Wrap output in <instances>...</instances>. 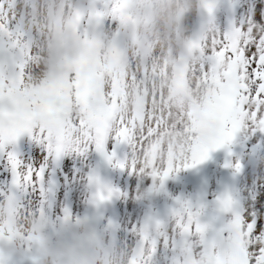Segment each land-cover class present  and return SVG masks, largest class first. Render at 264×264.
<instances>
[{"label":"snow or ice","instance_id":"snow-or-ice-1","mask_svg":"<svg viewBox=\"0 0 264 264\" xmlns=\"http://www.w3.org/2000/svg\"><path fill=\"white\" fill-rule=\"evenodd\" d=\"M20 3L0 0V154L12 169L14 188L35 189V196L41 195L45 167L25 164L14 151L25 133L43 143L50 160L95 148L113 166L127 167L130 175L150 176L149 191L158 192L169 177L203 163L238 133L251 137V147L257 134L264 132V0H255L250 12L245 7L243 21L227 31L214 23L215 0H201L208 18L186 51L173 60L171 72V47L152 56H129L116 42L110 47L112 67L106 70L100 64L90 78L78 66L96 42L93 37L113 38L126 17L128 0H90L87 9L75 0H61L59 15L71 18V32L81 48L57 77L66 75L71 99H58L38 120L21 111L28 64L25 49L35 52L33 42L41 39L26 31L24 22L28 17L35 21L38 15L51 16L55 5L22 0L17 14ZM185 99L195 100L197 106L186 107ZM202 99L206 102L200 103ZM113 141L128 146L126 160L115 159V151H108ZM225 166L238 173L243 165L236 159ZM89 179L97 185L92 199L97 206L113 195H128L101 184L95 175ZM256 199L258 215L224 194L218 200L220 210L233 218L209 233V225L199 220L202 206L193 209L190 202L177 198L165 220L148 217L142 225L130 226L137 240L127 254L123 252L125 264H154L161 252L165 264H264V193ZM32 203L35 206V198ZM81 220L88 222L65 209L60 225ZM37 221L50 223L47 205L32 211L12 192H0V240L19 236L31 251L39 239ZM108 227L116 226L109 221Z\"/></svg>","mask_w":264,"mask_h":264},{"label":"bare ground","instance_id":"bare-ground-1","mask_svg":"<svg viewBox=\"0 0 264 264\" xmlns=\"http://www.w3.org/2000/svg\"><path fill=\"white\" fill-rule=\"evenodd\" d=\"M230 1H236L239 4L241 14L240 19H238L239 23L245 18V7L250 12L255 4V0H228V2ZM60 2L61 0H44V4L53 3L55 5L53 14L51 16L38 15L35 21L31 17L25 19V30L41 37L39 41L33 42V48H36L35 52L25 49V55L28 56L26 75L23 81L26 98L32 97L34 94L32 90L36 89H41L44 91L41 93L45 94V90L48 89L49 93H52L59 88H64L68 93L66 77L59 76L57 78L62 68L67 65L63 66L61 54L54 57L50 51L53 50L57 38L59 44L56 45L59 46V49L64 43L65 47L72 46L73 43L78 44L80 48L81 45L72 34L66 32L67 26L71 24V18L66 13L63 16L59 15ZM75 3L79 5L77 0ZM146 3L147 6L149 3V9L147 13H143L144 2L142 3V0H138L136 3L135 0H128L132 17L135 16L140 25L137 27L134 38L125 33L120 22L112 39H99L96 56L99 65L103 64L106 70L110 69L113 64L110 47L119 42L129 56H152L161 49L171 47L173 55L168 59L169 72H171L173 60L184 50L187 44L186 35L193 28L196 17L201 11V0H147ZM223 19L222 11L219 18L214 19L215 25L221 31H225ZM31 24L32 26H30ZM46 52H48L47 55ZM34 69H39V71H34ZM167 87L168 83L166 82L165 91H167ZM205 102L203 99L200 101V103ZM129 103H131V92ZM192 103L197 106L195 100L185 99L184 101L185 106L189 108H193ZM250 139L251 137L247 134L238 133L230 145L221 147L223 151L220 153L222 156L225 155L227 159H219L216 169L209 175L203 188L197 194H194V185L184 182V176L188 169L181 170L175 176L169 177L162 190L150 192L149 189L153 184L152 178L150 176L130 175L126 167L124 172L119 175L117 189L120 193H127L128 195L126 197L116 195L115 202L110 205V211H112L110 219L112 224L116 226L111 228L110 240L115 243L120 251L127 254L137 240L136 235L129 230L130 226L142 225L148 217L165 220L170 215L171 209L175 207L177 198L190 202L193 209L202 206L199 220L202 224L209 225V233L214 229L223 227L225 223L229 222L232 214L222 212L219 207L221 170H225L227 173L226 178L223 176L226 180L235 183L230 191L233 199L241 207H251L258 215L259 209L256 208V198L264 193V132L257 134V143L251 147H249ZM227 147L230 148V154L224 153V149ZM116 150L117 146L113 141L108 147V151L116 152ZM129 151L128 146L124 144L122 160L124 157L125 160L128 158ZM88 155V152L83 155L75 153L71 162L76 177L70 189L65 191V193L69 192L70 198L65 207L72 216L82 219L84 218V191L89 186L91 188L94 186L86 174ZM236 159H240L243 165L238 173L232 167L225 166ZM67 160L70 161V158ZM2 191L1 187L0 192ZM18 196L19 194L16 196L17 202L25 204L29 210L35 211L40 208L37 205L33 206L29 199H18ZM103 207L106 208V204H103ZM53 210V217L48 218L50 223L47 225L46 231L49 236L54 237L56 229L59 227L57 221L62 214L60 204L55 205ZM17 264L29 263L18 260ZM154 264H165L163 252L155 256Z\"/></svg>","mask_w":264,"mask_h":264},{"label":"rangeland","instance_id":"rangeland-1","mask_svg":"<svg viewBox=\"0 0 264 264\" xmlns=\"http://www.w3.org/2000/svg\"><path fill=\"white\" fill-rule=\"evenodd\" d=\"M146 1L147 0H142V3L144 2L143 13L144 12L147 13V10L149 9V3L147 6ZM41 2L42 4H44V0H37V4H41ZM87 3H88V0L87 2L85 1V4H84L85 7ZM21 7H22V0L16 9V12L18 9H19L18 11L20 12ZM70 25L67 26L66 32H68V34H72ZM30 26H32V24ZM128 26H130L131 28H136L137 22L131 23L130 21ZM133 30L134 29H131L132 36H133ZM95 38L96 37H93V39ZM56 44H59L58 38L56 39L55 46H53L54 48L52 51H50V53L54 57L58 56V54H61L63 66L69 65L76 60L80 52V47L78 44L73 43L72 46L65 47V43H64L62 48L60 49H59V46H57ZM94 48L95 46L92 47V44H91L89 55L78 66L79 71L83 74L85 78H90L95 74V70L97 67V61L93 59ZM47 54L48 52H46V55ZM91 60H93L94 65L91 62ZM62 77H66V75ZM45 91H46L45 94H43L41 92H44V91H42L41 89L32 90L34 94L30 98H26L24 95V102L22 104L21 111H22V114L26 118L38 120L40 118L42 111L50 110L55 107L56 101L58 99H62L64 101H69L71 99L68 93L64 90V88H59L58 90L52 93H49V89ZM72 102L74 103L75 101H72ZM21 131L22 132L27 131V129H21ZM119 146L121 148L118 150L117 154L115 155V159L122 160L120 155L123 154L122 153L123 145L120 144ZM92 150L93 148L90 151H88V154H89L88 162L86 164L87 166L86 174L88 178L90 177V174H91ZM14 151L16 155L22 161L25 162V164H29L33 166L43 165L45 167V175L43 177V183L40 189L41 195L35 196V191H36L35 189H33L32 191H20L18 188H14L12 184V169L9 166V162H6L3 160L2 154H0V176L2 177L0 178V190L2 187L3 191L12 192L13 197L19 194L18 199H29L30 201H33V198H35V201H36L35 205H37L38 207L41 208L44 205H47L48 218L53 217V212H54L53 209L55 207L54 205L60 204L61 211H62L61 217H62L64 210L67 209V207L65 206L70 200L69 194H68L69 192L65 193V191L67 189H70L76 177V173H75L74 167L72 166V162H71L76 152H73V153L65 152V153H62L59 157H56L50 160L48 158L46 147L43 145L42 142L34 139L30 133H25L24 135L18 138V140L14 144ZM67 158H70V161H68ZM104 159H105L104 162H105L106 174L103 177L101 184L107 185L113 189H117L118 183H119L118 182L119 175L120 173L122 174L124 172L126 167L124 169L115 167L113 166V163H109L106 158ZM124 160H125V157H124ZM214 169L215 168H213L211 172H213ZM187 178H188V173H186L185 175V182L187 181ZM203 183L204 182H202V185ZM233 183L234 182L231 181L230 185ZM227 185L228 183L226 182L223 184V186H227ZM226 193H227V190L223 191L220 194L221 197ZM87 196H88V189H85L84 196H83L84 216L86 215ZM115 200H116V195H113V197L110 200L106 201V203L111 205L113 201L115 202ZM111 215H112V211H110L108 207L102 210L101 205H100V213H99L100 229L105 230L106 236L109 241H111L110 235L112 234L111 228L108 227L109 221H111L110 219ZM60 218L57 221L58 226H60ZM231 219H232V216H230L229 221ZM7 246L8 245H7L6 240H0V250L6 248ZM34 254H38L35 247H33L31 251H28L26 250V247L23 246L21 250L18 252H9L6 255H0V264H13V263L17 264L16 262L17 258L32 257L34 256Z\"/></svg>","mask_w":264,"mask_h":264},{"label":"clouds","instance_id":"clouds-1","mask_svg":"<svg viewBox=\"0 0 264 264\" xmlns=\"http://www.w3.org/2000/svg\"><path fill=\"white\" fill-rule=\"evenodd\" d=\"M47 225L36 222L33 242L42 264H125L126 257L114 242L109 241L106 232L89 222L60 225L55 236L47 234ZM7 247L0 250V255L18 252L23 247L19 236L6 240Z\"/></svg>","mask_w":264,"mask_h":264}]
</instances>
